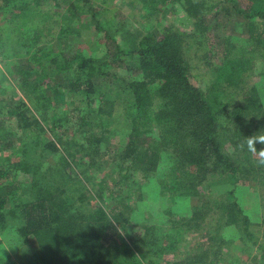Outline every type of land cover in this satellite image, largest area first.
<instances>
[{"label":"rangeland","instance_id":"1","mask_svg":"<svg viewBox=\"0 0 264 264\" xmlns=\"http://www.w3.org/2000/svg\"><path fill=\"white\" fill-rule=\"evenodd\" d=\"M206 1L208 4L217 3V7L212 10L210 20L202 19L204 24L196 28L193 21L186 17L178 0H88L86 4L84 0H43L40 9L44 17L42 40L44 49L47 50L45 53L49 54V57H45L46 62L51 58H58L60 66H63L72 62L77 54L95 60L93 77L97 87L90 110L91 113L97 112L103 106L105 111L113 110V114H109L110 111L104 115L108 131L104 134L102 143L95 146L92 143L94 139L86 136L84 131L72 127L77 116L81 115L80 108L83 105L66 88L67 75L52 73L45 77L42 73L39 77L35 74L30 77L32 82L39 79L38 81L48 82L49 85L50 82L59 84L55 86L60 87L58 94H53L49 88L39 84L41 89L48 90L47 93H41L47 110L44 115H36L41 119L46 118L47 125L52 130L50 136L61 140L60 149L55 153L48 152L44 146V137L23 133L13 123L7 126L3 124L6 127L2 126L0 131V169L8 171L9 182L5 190L8 200L5 225L0 227V264H38L36 255L43 236L22 237L20 229L24 226V220L20 205L34 202L39 199L38 196L47 194V190L52 189L60 191V200H67L70 205L75 204L73 208H76L78 214H82L77 208L81 207L82 202L66 198L71 197L73 192L78 196L71 182L79 180L86 184L87 181L90 182V178L94 179L96 188L106 184L104 194L105 199L109 200L105 201L104 209L108 214L110 212V217L114 218L119 212H125L129 218L127 228L132 231V237L137 241L141 238L146 243H151L150 247L152 241L161 234L152 236L153 231L168 230L167 233H170L172 223L179 216V222L183 225L189 221L188 225L179 229H183L182 231L177 232L176 239L183 236L179 249L166 255L168 260H161L160 264H264V191L252 181L241 184L236 192L238 202L250 221L248 237L240 230V217L237 222L234 211L230 210L229 192L234 187L223 185L219 177L208 175V180L198 186L199 196L179 198L175 202L167 197L165 192L168 191L163 192L161 181L168 179L174 164V158L170 159L168 155H165L162 169L155 176L142 178L138 175V194L132 195V190L136 187L125 182L116 191L118 199H112V190L109 189L127 170V167L122 169L116 163L112 165L109 156L116 157L117 149L128 142L130 134V123L123 114V108L133 93L129 84L142 80V74L138 70L136 59L126 54L133 48L137 33L141 36L149 32L158 35L165 31L185 33L183 38L187 40V45L183 48V54L190 62L192 81L201 91L208 92V95L214 82V69L223 63L228 40L232 36H236V39L250 38L248 25L240 16L232 13L226 15L230 2ZM5 18L6 14L0 13V27H4L1 43H5L0 46V100L8 101L7 105L11 107L10 105L20 104L28 98L19 89L18 82L23 78L11 72V66L21 58V52L18 54L15 49L16 35L11 33L9 37V33L7 36L6 30L11 28H6ZM98 20L110 38L105 37V34L98 37ZM202 28H206L204 33L199 32ZM263 28L264 22L254 23L255 31ZM122 52L125 53L122 55ZM105 56L108 61L116 63L102 69L101 65L107 59ZM98 57L102 59L97 61ZM250 68L249 74L244 78V87L249 90L258 88L260 99L264 101L262 51L257 59H253ZM247 96L248 94L245 96L235 92L232 98L242 100ZM47 98L50 100H46ZM5 116L11 119L6 113ZM65 119L71 122H66ZM102 133L104 131L100 126H94L93 138H98ZM7 144L11 146L7 147ZM226 147L235 153L232 144L226 143ZM19 162L22 167L17 170L15 164ZM129 180L133 178L130 177ZM84 205L96 208V201L87 196ZM55 212L61 213L62 210L55 208ZM76 212L70 214L74 216ZM83 224L76 219L69 221L71 227ZM94 228L92 226L85 236L89 237ZM104 248L109 247L106 245L100 248L107 264H116L115 249H110L112 254L109 255ZM102 253L95 251L89 256L84 249H80L77 259L84 261V264H97Z\"/></svg>","mask_w":264,"mask_h":264},{"label":"trees","instance_id":"2","mask_svg":"<svg viewBox=\"0 0 264 264\" xmlns=\"http://www.w3.org/2000/svg\"><path fill=\"white\" fill-rule=\"evenodd\" d=\"M178 1L186 17L193 21L196 28L201 27L204 24L202 19H209L212 10L217 7V3L208 4L206 0ZM84 2L86 4L88 0ZM229 2L231 6H227L226 15L232 13L240 16L248 25L251 36L247 39L232 36L228 40L223 63L214 69V82L209 95L197 88L192 81V68L183 54V48L187 45V40L183 38L185 33L165 31L158 35L149 32L142 36L137 33L133 48L126 54L136 59L138 70L142 74V80L129 84L133 93L123 108V114L130 123V134L128 142L117 149L116 157L109 156L112 165L116 163L122 169L127 167L128 171L109 189L112 190V199H118L116 191L125 182L136 187L132 190V195L138 194V175L142 178L155 176L162 169L165 155H168L170 159L174 158V164L168 179L161 181L163 192L168 191L165 192L167 197L175 202L179 198L197 196L198 186L208 180V175L219 177L223 185L234 187L229 192L230 210L234 211L237 222L240 217V230L248 237L250 221L238 202L236 192L247 181L256 183L264 191V166L257 164L256 158L247 151L245 145V137L264 128V101L260 99L258 88L249 90L244 87V78L250 72L253 59H257L260 51L264 53V28L259 31L253 29L256 21L264 22V0L222 1L227 4ZM42 3L43 0H0V13L6 14L4 23L6 28H11L6 30L7 36L9 33V37L11 33L16 35L15 49L18 54L21 52V58L11 66V72L23 78L18 85L28 98L20 104L10 105L11 107L7 105L8 101L0 100V131L2 126L13 123L23 133L44 137V146L48 152L58 151L61 140L50 136L52 130L48 127L46 118L41 119L36 113L44 115L47 110L41 93H47L48 90L41 89L39 84L49 88L53 94L59 93L60 87L55 88L59 84L49 81V85L48 82L38 81L39 79L32 82L30 77L33 74L39 77L42 73L45 77L52 73L66 74V88L83 105L80 108L81 115L77 116L72 127L84 131L86 136L94 139L92 143L98 146L108 131L104 115L110 111L109 114H113V110L105 111L102 106L97 112L91 113L97 87L93 77L95 60L77 54L72 62L63 66H60L58 58H51L46 62L45 57H49V54L45 53L47 50L44 49L42 40ZM101 25L99 20L96 21L98 37L105 34V37L110 38ZM202 29L199 32L204 33L206 28ZM3 30L4 27H0V46L5 44L1 43ZM106 58L101 65L102 69L116 63ZM100 59L102 57L96 58L97 61ZM235 92L248 96L236 100L232 98ZM65 121L71 122L69 119ZM97 125L104 133L93 138L94 126ZM226 143L232 144L233 152L237 155L228 150ZM241 145L245 146L242 148ZM6 146L10 147L11 144ZM260 147L264 146L257 144V148ZM15 167L18 170L22 164L19 162ZM7 175V170L0 169V227L5 225L8 201L5 190L9 182ZM130 177L133 180L130 181ZM93 180L90 178L91 183L87 181L86 184L79 180L71 182L78 196L73 192L66 199L81 201V207L77 208L82 214H78L76 208H73L75 204L70 202V205L67 200H60V191L52 189H48L47 194L38 196V200L20 205L24 220V226L20 229L22 237L43 236L36 255L38 264H84V261L77 259L80 249H84L90 256L95 251L102 253L100 248L106 245L109 249L104 250L109 255L112 254L110 249H115L116 264H160L168 260L166 255L179 249L183 236L176 239L177 232L182 231L183 229H179L188 225L189 221L183 225L179 222V216L172 223L170 233H167L168 230L153 231L152 236L161 234L152 241L150 247L151 243H146L141 238L137 241L132 237V231L127 228L129 218L125 212H119L114 218L110 217V212L108 214L104 209L105 201L109 200L105 199L104 194L106 184L96 188ZM87 196L96 201V208L84 205ZM55 208L62 212H55ZM69 211L76 212V215L73 216ZM64 214L68 216L64 217ZM74 219L82 221L84 224L80 226L85 227H71L69 221ZM92 226H95L93 232L86 237V232ZM97 264H107L103 253Z\"/></svg>","mask_w":264,"mask_h":264},{"label":"clouds","instance_id":"3","mask_svg":"<svg viewBox=\"0 0 264 264\" xmlns=\"http://www.w3.org/2000/svg\"><path fill=\"white\" fill-rule=\"evenodd\" d=\"M257 144L264 146V128L253 133L251 136L245 137L247 151L256 158L259 166H264V147L258 149ZM245 145H241V147L243 148Z\"/></svg>","mask_w":264,"mask_h":264}]
</instances>
